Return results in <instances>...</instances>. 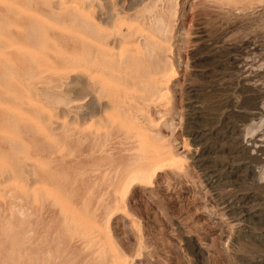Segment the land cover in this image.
Returning a JSON list of instances; mask_svg holds the SVG:
<instances>
[{
    "label": "rangeland",
    "instance_id": "1",
    "mask_svg": "<svg viewBox=\"0 0 264 264\" xmlns=\"http://www.w3.org/2000/svg\"><path fill=\"white\" fill-rule=\"evenodd\" d=\"M123 263L264 264V0H0V264Z\"/></svg>",
    "mask_w": 264,
    "mask_h": 264
},
{
    "label": "bare ground",
    "instance_id": "2",
    "mask_svg": "<svg viewBox=\"0 0 264 264\" xmlns=\"http://www.w3.org/2000/svg\"><path fill=\"white\" fill-rule=\"evenodd\" d=\"M244 60V59H243ZM257 139V138H256ZM167 159L159 156V155H156L155 158L153 159L152 163H153V171H157L159 168H162L163 166H165V162H166ZM172 161V160H171ZM144 173H138V174H135L134 176H132V179H131V183H135V182H142L145 180V177H144ZM135 181V182H134ZM123 264H126V263H123Z\"/></svg>",
    "mask_w": 264,
    "mask_h": 264
}]
</instances>
